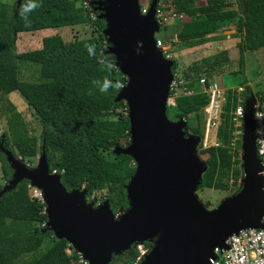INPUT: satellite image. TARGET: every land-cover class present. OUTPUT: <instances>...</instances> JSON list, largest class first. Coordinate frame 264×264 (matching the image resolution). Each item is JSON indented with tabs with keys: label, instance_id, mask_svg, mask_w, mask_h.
<instances>
[{
	"label": "trees",
	"instance_id": "obj_1",
	"mask_svg": "<svg viewBox=\"0 0 264 264\" xmlns=\"http://www.w3.org/2000/svg\"><path fill=\"white\" fill-rule=\"evenodd\" d=\"M17 1L12 7L0 2V98L12 92L21 94L36 113L42 134L40 138L31 136L20 113L7 101L8 130L1 142L23 160L45 152L50 170L61 175L67 191L87 187L88 196L95 194L101 201L106 198L115 214L120 209L126 210L129 205L126 187L136 173V165L131 157L117 155L114 149L130 143V121L125 113L128 106L116 101L128 80L116 68L115 57L107 54L105 21L97 13L95 17L91 15L94 8L83 7L85 0H39V7L29 14L30 23L26 25L19 15L21 5L18 7ZM194 1H175L177 10L190 18V22L182 23L187 32L180 39L191 47L200 46L209 41L210 35L233 23L241 39L238 71L234 75L240 80L238 86H244L247 84L244 54L264 48V0H246L244 16L230 8L227 0H212L200 8H193ZM89 24L95 27L89 39L66 42L55 35L44 38L39 50L17 52L18 34ZM88 46H93L92 55ZM172 61L174 71L178 63ZM227 61V55L221 54L212 63L208 59L203 62L218 66ZM32 68L36 72L30 77L36 79L25 80ZM105 77L120 86L100 92L95 81L102 82ZM199 80L196 84L200 86ZM188 83L189 89L197 90L193 81ZM252 94L253 90L247 86L243 97ZM233 97L237 98L234 91H228L220 115L217 133L220 146L198 147L199 156L205 157L207 164L199 187L202 191H229L243 178L239 153L236 157L228 146L233 138L231 110L236 105ZM256 97L264 102L263 92H256ZM208 104L209 98L202 91L181 96L176 99L174 116L177 120L186 119L191 135L202 139L205 135L202 112ZM167 113L170 118V107ZM192 117L195 125L189 122ZM0 166L3 179L8 182L13 171L1 150ZM29 186L25 180L16 190L0 196V264H83L78 263L77 252L66 240L51 239L54 234L45 227L46 205L31 197ZM145 245L152 249L151 243ZM68 248L73 251L72 257L66 253Z\"/></svg>",
	"mask_w": 264,
	"mask_h": 264
},
{
	"label": "water",
	"instance_id": "obj_2",
	"mask_svg": "<svg viewBox=\"0 0 264 264\" xmlns=\"http://www.w3.org/2000/svg\"><path fill=\"white\" fill-rule=\"evenodd\" d=\"M157 0L142 15L138 0H93L105 21L103 35L107 54L128 82L116 101L128 106L130 143L114 153L133 159L136 173L126 187L128 208L118 215L109 201L97 209L86 203L87 190L67 191L61 175L50 170L45 152L38 167L16 158L0 141L13 171L0 196L14 191L23 181L41 190L45 227L58 240H66L89 264H112L115 255L125 254L136 244H152L139 264H212L217 247L245 229L264 224V177L256 144L254 94L245 102L242 137V188L213 210L197 198L207 164L196 155L201 139L186 136L187 121L168 116L173 61L164 58L156 45L160 27L155 19ZM21 5L18 0L17 6ZM161 230L164 236L153 239Z\"/></svg>",
	"mask_w": 264,
	"mask_h": 264
},
{
	"label": "rangeland",
	"instance_id": "obj_3",
	"mask_svg": "<svg viewBox=\"0 0 264 264\" xmlns=\"http://www.w3.org/2000/svg\"><path fill=\"white\" fill-rule=\"evenodd\" d=\"M17 0H0V2L7 4L9 7H12ZM18 2V1H17ZM231 4L232 9L239 11L240 16L245 15L246 10V0H227V3ZM212 3V0H195L193 3V8H200L209 5ZM93 12L91 14L97 13L95 11V6L92 5L91 9ZM92 11V10H91ZM98 14V13H97ZM99 15V14H98ZM190 22V21H188ZM95 27L94 25H80L75 27H65L61 29H49L45 31H38L34 33H21L19 34V39L16 43L17 52L19 54L31 52L34 50H39L42 48V41L46 37H51L55 35H60L66 42H71L74 40H86L91 38L94 35ZM187 32L186 28L182 24H175L168 27L165 31L161 30L160 36L165 38L167 45L171 46V56L172 60L177 61L178 65L173 71V74L177 79L183 78L185 81H193L196 85V91H202L203 88L197 85V80L202 77L207 78V82L216 83L221 90H228L230 88H237L240 80H237V77L234 75L238 71V62L240 58L238 43L240 42V37L237 35L234 24H228L227 26L221 28L218 33L210 35L208 37V42L206 44L191 47L189 42L182 41L180 35ZM109 47V44H108ZM221 54H226L228 61L224 62L218 66H212L205 64L203 61L208 59L214 60L216 57ZM246 62V73L245 79L247 84L244 86H249L253 90V94L256 96V92L264 93V48L255 52H246L245 54ZM23 66V65H22ZM21 66V68H22ZM116 66V64H115ZM26 71V70H25ZM32 70L24 77V79L35 78V76L30 77ZM36 72V71H35ZM35 81V80H27ZM243 86V85H242ZM257 98V97H256ZM7 101L11 102L15 109L22 116L27 129L31 136H36L40 138L42 134V125L36 116V113L32 108H30L25 101V99L18 92H12L6 94L4 98H0V141L3 140L5 133L8 130L7 125V116H6V106ZM264 103V102H263ZM174 107H170V119L172 121H178L174 116ZM121 112V111H120ZM203 119L205 121L204 133L206 129V122L208 114L204 110L202 112ZM111 119H116L115 116H111ZM186 120V119H185ZM187 121V120H186ZM189 122L192 125L196 124L194 117H192ZM188 123V121H187ZM186 136H192L189 132L188 127L185 130ZM211 138L215 139L214 130L211 135ZM201 139V138H200ZM203 139H201L200 144H203ZM199 145L196 148V155L202 163H205V157L199 156ZM203 146V145H202ZM41 154H38L34 158L25 159L23 163L31 168H35L39 164V158ZM7 182L3 179V173L0 166V189L4 187ZM243 184L242 181L239 182L238 186L233 187L229 191H218L213 189L200 190L198 188L196 196L198 200L208 209L213 210L217 209L223 201L233 198V196L241 190ZM31 197L38 199L43 203L41 197V190L29 186ZM88 191L87 187L83 188ZM97 196V195H96ZM106 201V198L102 201L95 197V194L92 196L86 195V203L88 205L93 204V208L97 209ZM54 234V233H53ZM51 239H57L55 235ZM58 240V239H57ZM70 245V244H69ZM71 246V245H70ZM147 248V246L145 245ZM73 248V247H72ZM138 250V249H137ZM137 250H131L125 254L115 255L112 260V264H139L138 257L139 253ZM151 250V249H150ZM134 256L137 259L134 261ZM146 256V255H145ZM120 258V260H119ZM131 261V263H128ZM127 262V263H126Z\"/></svg>",
	"mask_w": 264,
	"mask_h": 264
},
{
	"label": "built area",
	"instance_id": "obj_4",
	"mask_svg": "<svg viewBox=\"0 0 264 264\" xmlns=\"http://www.w3.org/2000/svg\"><path fill=\"white\" fill-rule=\"evenodd\" d=\"M140 6V12L142 15H147L150 11L153 0H138ZM176 0H157L155 19L160 27L159 33L156 34V45L161 49L164 58L172 60L171 46L167 45L165 38L160 36L162 29L175 25L177 23L182 24L187 22L190 18L187 14L181 13L175 6ZM93 0H85L82 4L84 8L91 9ZM94 16V14H91ZM189 83L183 78L177 79L174 76V81L171 85L169 107L176 106V99L181 96H191L196 94L194 89H189L186 85ZM200 86L203 88L202 93L206 94L209 98V104L204 109L208 114L205 135L203 139V148L219 147L220 142L218 140V127L220 125V115L223 106L226 102L227 92L234 91V96L237 98L234 100L236 105L231 110L232 122H233V138L229 143V148L233 154L242 161V137L244 128L245 117V102L247 98L243 97V92L246 90L245 86H238L237 88H230L228 90H221L216 83L207 82L206 77H202L199 80ZM258 104L255 110V122H256V144L257 153L261 165L263 167L262 175L264 177V103L260 102L257 98ZM125 113L128 115V108L125 109ZM214 130L215 139L211 138ZM240 142V148H239ZM264 190V189H263ZM123 209H120L117 213L122 214ZM264 224V218L262 220ZM228 248L217 247L214 250L215 260L212 264H264V228L262 229H245L239 234L233 235L226 240ZM134 249H138L139 253L138 262L140 263L145 255L150 251L145 247V244H136ZM68 256H73V251L67 249ZM79 256V262L83 264H89L81 254L77 252ZM76 262H73L75 264Z\"/></svg>",
	"mask_w": 264,
	"mask_h": 264
},
{
	"label": "clouds",
	"instance_id": "obj_5",
	"mask_svg": "<svg viewBox=\"0 0 264 264\" xmlns=\"http://www.w3.org/2000/svg\"><path fill=\"white\" fill-rule=\"evenodd\" d=\"M38 7H39V0H21L19 15L23 18L26 25L30 23L29 14ZM88 52L90 55L93 54V46H88ZM95 83L99 84L100 92H107L110 87L120 86L119 83H114L108 77H105L102 82L95 81Z\"/></svg>",
	"mask_w": 264,
	"mask_h": 264
},
{
	"label": "bare ground",
	"instance_id": "obj_6",
	"mask_svg": "<svg viewBox=\"0 0 264 264\" xmlns=\"http://www.w3.org/2000/svg\"><path fill=\"white\" fill-rule=\"evenodd\" d=\"M36 167H38V166H36ZM42 196H44V194H41V197H42ZM164 232H165V230H161V232H159L156 236H154L153 239H154L155 241H159V240L161 239V237L164 236ZM147 255H148V254H147Z\"/></svg>",
	"mask_w": 264,
	"mask_h": 264
},
{
	"label": "crops",
	"instance_id": "obj_7",
	"mask_svg": "<svg viewBox=\"0 0 264 264\" xmlns=\"http://www.w3.org/2000/svg\"><path fill=\"white\" fill-rule=\"evenodd\" d=\"M23 34H25V33H23ZM18 39H19V34H18ZM18 41V40H17ZM17 43V42H16Z\"/></svg>",
	"mask_w": 264,
	"mask_h": 264
}]
</instances>
